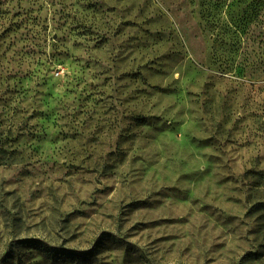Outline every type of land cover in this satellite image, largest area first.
<instances>
[{"label": "rangeland", "instance_id": "obj_1", "mask_svg": "<svg viewBox=\"0 0 264 264\" xmlns=\"http://www.w3.org/2000/svg\"><path fill=\"white\" fill-rule=\"evenodd\" d=\"M0 264H264V0H0Z\"/></svg>", "mask_w": 264, "mask_h": 264}]
</instances>
